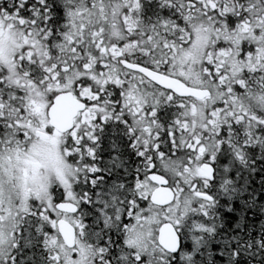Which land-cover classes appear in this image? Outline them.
Returning <instances> with one entry per match:
<instances>
[{
    "label": "snow or ice",
    "instance_id": "1",
    "mask_svg": "<svg viewBox=\"0 0 264 264\" xmlns=\"http://www.w3.org/2000/svg\"><path fill=\"white\" fill-rule=\"evenodd\" d=\"M0 264H264V0H0Z\"/></svg>",
    "mask_w": 264,
    "mask_h": 264
}]
</instances>
